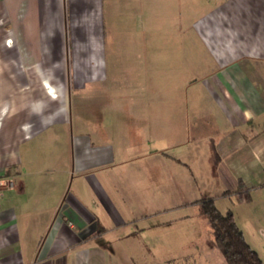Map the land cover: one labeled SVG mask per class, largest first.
<instances>
[{
  "label": "crops",
  "instance_id": "1",
  "mask_svg": "<svg viewBox=\"0 0 264 264\" xmlns=\"http://www.w3.org/2000/svg\"><path fill=\"white\" fill-rule=\"evenodd\" d=\"M103 2L0 0V59L7 62L25 56L24 45L28 41L35 44L29 56L41 59L60 56L65 49L63 32L67 15L73 27L87 26L85 30L82 28L81 35L85 37L80 40L87 44L85 48L78 47V52L86 51L85 57H97L101 39L96 27L103 25ZM179 2L180 11L193 4L194 8L201 5L203 8L197 11L203 13L191 24L182 13L181 19H174L171 27L176 36L167 40L168 50H174V61L167 73L176 76L184 71H180V64L176 68L177 51L184 53L183 57H194L195 61L187 67L196 72L182 87H176L174 80L168 83L170 98L166 104L156 99L152 110L166 105L172 130L175 123H182L180 136L185 135V131L187 138L192 136L190 139L195 145L191 147L189 141L176 143L174 140L171 146L177 148L178 153L165 154L168 159L190 166L196 180L199 176L205 179L201 195L192 203L199 209V200L212 196L221 211L220 201L225 203L264 261V0ZM83 11L86 23L80 20L84 16L79 17ZM191 26L194 38L184 32ZM17 30L22 55L16 54L13 45ZM156 33L157 30L154 35ZM102 48L104 51V46ZM153 52L151 72L157 76L160 74L156 62L158 53ZM38 69L43 89L65 106L59 84L52 83L47 73ZM8 73L0 74V96H4L1 100L4 109L0 111V176H14L16 186L6 190L0 198V264H121L120 258L109 260L103 253L108 255V251L121 250L119 243L123 245L127 237L139 234L138 230L132 231L133 228L130 232L119 231L131 219L122 211L125 197L120 195L117 186L121 187L126 166L134 157L128 159L122 146L100 143L106 131L72 133L70 137L64 132L62 137L67 138L69 146L63 154L67 163L57 169L62 179L47 178V169L41 167L25 169L21 164L24 159L20 154L21 144L53 123H67L69 116L59 118L58 113L63 111L60 107L57 113L44 117L42 127L34 133L28 120L22 125L18 123L16 128L15 119L6 115L13 105L6 96L13 91L16 77L9 73V79ZM158 84L152 83V90L158 91ZM179 90L186 91L187 97L173 93ZM33 103L31 106L41 109L50 102L43 96ZM177 144L181 146H175ZM150 152V161L153 163L154 156L157 166L160 149ZM198 154L203 157L197 159L199 163L193 169L190 163ZM147 155L148 151L135 158L142 160ZM240 183L245 188L240 189ZM207 185L215 188L214 193ZM247 192L249 199L245 198ZM190 264H203L200 254L196 253Z\"/></svg>",
  "mask_w": 264,
  "mask_h": 264
},
{
  "label": "rangeland",
  "instance_id": "2",
  "mask_svg": "<svg viewBox=\"0 0 264 264\" xmlns=\"http://www.w3.org/2000/svg\"><path fill=\"white\" fill-rule=\"evenodd\" d=\"M102 5L103 25L100 17L98 22L101 25L96 27V31L99 40L102 41L103 37V44L100 41L97 57H85L86 51L78 52V47L86 46V42H81L85 35L81 34L82 28L85 30L87 26L73 27L67 15L63 32L65 49L60 56L54 59L29 56L35 44L28 41L24 45L25 56H17L7 62L0 59V74L8 71L16 76L12 85L14 89L6 96L8 101L13 102L6 115L15 119L16 128L28 120L32 124L31 133H34L42 127L44 117L57 113L60 107L63 111L58 113L59 118L69 116L67 123H53L23 142L20 146V154L24 156L21 164L25 169H47V178L62 179L57 169L67 163L63 154L69 146L62 134L67 132L70 137L72 133L106 131L100 143L122 146L128 159L134 157L126 166V175L120 180L122 185L119 183L121 187L117 186L120 195L125 197L122 211L131 219L119 231L130 232L133 228L132 231L138 230L139 234L127 237L123 245L119 243L123 247L121 250L108 251V255L103 253V257L109 260L120 258L121 264H190L197 253L203 264H228L222 252L212 243L214 236L208 219L192 203L201 195L205 179L197 176L196 180L190 166L168 159L165 154L178 153L177 148L171 146L174 140L176 143L190 142L191 147L195 141L190 139L192 136L187 138L185 131V135L180 136V122L175 123L172 130L173 123L169 122L166 105L157 109L153 107L152 110L156 99L160 104H166L170 98L168 83L174 80L176 87H182L196 72L192 67L191 70L188 68L195 61L194 57H183L184 53L177 51L176 68L180 64V71H184L168 76L170 63L173 66L174 50H168L167 40L176 36L171 27L174 19L184 16L185 21L191 24L197 15L203 13L197 11L203 7L194 8L192 4L189 9L180 11L179 0H104ZM81 16L84 19L80 20L86 23V13ZM154 25L159 26L155 28ZM156 30L157 36L154 35ZM17 31L13 45L16 54L22 55V42H17L20 31ZM184 32L191 38L195 36L192 26ZM154 50L158 53L156 62L160 74L157 76L151 72L154 59L150 56L155 53ZM189 50L186 48L187 52ZM38 68L47 73L52 83L59 84L64 93L65 106L64 102L52 99L43 89ZM155 82L159 83L158 91L152 90L151 84ZM173 93L187 97L184 90ZM43 96L50 102L46 108L31 106L37 97ZM3 97L0 96V111L4 109L1 105ZM155 148L160 149L157 166L155 157L152 158L153 163L149 157L150 150ZM146 151L149 155L144 156L143 161L135 158ZM177 156L185 158L181 154ZM201 157L200 154L191 157L193 169ZM207 187L214 193V187ZM116 198L120 199L117 195ZM224 204L220 201L222 210L226 211Z\"/></svg>",
  "mask_w": 264,
  "mask_h": 264
},
{
  "label": "trees",
  "instance_id": "3",
  "mask_svg": "<svg viewBox=\"0 0 264 264\" xmlns=\"http://www.w3.org/2000/svg\"><path fill=\"white\" fill-rule=\"evenodd\" d=\"M243 188L245 187L240 183V189ZM249 197L247 192L245 198ZM199 209L212 228V243L222 252L228 264H264L259 252L246 239L231 209L221 211L212 196L202 197Z\"/></svg>",
  "mask_w": 264,
  "mask_h": 264
},
{
  "label": "built area",
  "instance_id": "4",
  "mask_svg": "<svg viewBox=\"0 0 264 264\" xmlns=\"http://www.w3.org/2000/svg\"><path fill=\"white\" fill-rule=\"evenodd\" d=\"M16 178L12 175L0 176V198L4 195L8 189L15 188Z\"/></svg>",
  "mask_w": 264,
  "mask_h": 264
},
{
  "label": "bare ground",
  "instance_id": "5",
  "mask_svg": "<svg viewBox=\"0 0 264 264\" xmlns=\"http://www.w3.org/2000/svg\"><path fill=\"white\" fill-rule=\"evenodd\" d=\"M51 87V86H50Z\"/></svg>",
  "mask_w": 264,
  "mask_h": 264
}]
</instances>
